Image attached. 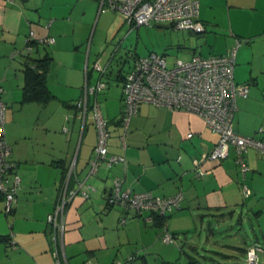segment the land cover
<instances>
[{
  "label": "crops",
  "instance_id": "1",
  "mask_svg": "<svg viewBox=\"0 0 264 264\" xmlns=\"http://www.w3.org/2000/svg\"><path fill=\"white\" fill-rule=\"evenodd\" d=\"M199 8L205 27L202 32L155 26L167 33V47L174 48L176 57L225 54L241 39L233 78L236 83H248L249 93L246 98H236L233 129L240 135L262 137L264 0H199ZM141 29L131 28L117 11L99 12L96 0H0L5 139L9 158L17 163L21 177L18 201L9 214L4 213L0 197V264H53L46 217L64 184L77 192L88 184L93 187L86 199L76 194L66 207L64 251L69 264H110L129 252L140 259L131 264H233L234 252L246 263V249L253 244L260 247L259 263L264 264V248L255 238L239 246L217 237L226 221L245 211L254 215L257 229H252L264 238V152L246 148L247 170L243 173L231 146L220 161L205 160L201 165L205 173L197 177L194 161L218 140V134L205 126L197 113L142 102L128 126L121 124L123 76L133 57L155 52L152 48L139 54L138 41L135 46L127 41L135 31L140 37ZM44 59L50 100L44 104L22 102L25 65ZM97 61L105 67L102 78L106 86L97 94H88V102L96 99L108 119V155H121L125 161L110 167L101 163L89 175L96 128L91 111L83 116L76 102L101 77L94 67ZM43 117H48L47 123L35 122L32 135L27 132L21 137L23 119L28 122ZM52 130L53 137L43 136ZM123 134L124 144L120 141ZM116 177L131 191L157 196L183 194L180 206L167 218L166 229L174 234L173 242L163 241L159 219L147 220L148 213L136 216L131 210L106 203ZM121 217H125L124 223H119ZM10 234L12 240L7 242L5 237ZM201 243L203 251L220 254L222 262L198 253ZM227 248L230 250L224 252Z\"/></svg>",
  "mask_w": 264,
  "mask_h": 264
},
{
  "label": "built area",
  "instance_id": "2",
  "mask_svg": "<svg viewBox=\"0 0 264 264\" xmlns=\"http://www.w3.org/2000/svg\"><path fill=\"white\" fill-rule=\"evenodd\" d=\"M99 12L117 11L131 28L142 25H168L179 31L202 32L205 27L199 18V0H96ZM32 36V32L29 33ZM53 39H49L52 42ZM241 39H236L234 47L225 54L202 56L194 54L189 58L175 57L172 65H167L164 54L149 52L144 56L133 57L128 71L125 73L122 85L123 113L121 124L126 128L130 118L136 114L142 102L170 109L178 108L197 113L205 126L218 134V140L213 148L203 153L194 161L195 175L205 173L201 166L205 160L216 162L228 155L231 146L235 149V162L241 172L245 173L247 165L243 151L254 147L264 152V134L262 137L240 135L233 129V117L238 109L237 96L246 98L249 93L248 83H236L233 78L236 48ZM28 49L31 48L29 45ZM94 67L103 76L105 67L98 61ZM106 86L101 77L95 85L88 87L83 96L76 102L83 116L88 110L96 128V144L94 156L89 160L88 174L96 172L102 163L106 167L125 161L121 155H108L107 140L109 137L108 122L102 114L99 102L94 99L88 102V94H97ZM2 88L0 86V197L3 199V210L9 214L18 201L21 177L17 171V163L9 158L10 146L5 139V111ZM260 133L264 129L259 128ZM192 135L187 133V137ZM125 143L124 134L120 136ZM91 185L77 190H68L64 184L59 192L58 200L47 214L50 227L51 252L53 264H69L65 255L64 234L66 205L71 203L76 194L86 199ZM249 193L247 187L243 188ZM88 191V192H87ZM183 194L178 192L169 196L153 195L149 191H131L123 188V179L113 180L111 191L106 197L109 206H120L131 210L134 215L142 216L148 213L147 220L162 217V239L166 243L173 242V235L166 229L165 215L179 207ZM121 217L119 223H124ZM12 240V239H11ZM257 244L246 249L247 264H258ZM135 255H130L123 261L113 259L110 264H129Z\"/></svg>",
  "mask_w": 264,
  "mask_h": 264
},
{
  "label": "rangeland",
  "instance_id": "3",
  "mask_svg": "<svg viewBox=\"0 0 264 264\" xmlns=\"http://www.w3.org/2000/svg\"><path fill=\"white\" fill-rule=\"evenodd\" d=\"M141 28L142 29L140 31V37L139 35L135 33L136 32L135 31L133 34H131V36L127 39V41L133 43V46H135V43L138 41L137 46H139V51H138L139 54H143L145 52L147 53L150 50H152V48H154L153 50H155V52L157 53L165 52L166 57H167V65L171 66L172 61L176 57V53L173 52L174 48H172L171 46L167 47V41L169 39V36L167 35V33L163 32L162 27H157L155 25H142ZM205 50H208V47H205ZM179 57H183V56H179ZM128 61L129 59L126 62ZM47 118L48 117L46 118L43 117V118H39V120L35 119V121L30 120L28 122L25 119H23L21 122V126H20L21 137L23 138L24 136L28 135L27 132L32 135V133L34 132L35 122H40V124H43L44 122L47 123ZM53 134H55V132L52 130L50 131V134L46 135V132L45 134L43 133V136L49 139L53 137ZM37 141H38V144L42 145L41 138H39ZM44 142L47 145L48 140H45ZM226 222H227L226 226H224L222 232L217 236L219 237V240H221L223 243L224 242L229 243V244L232 243L235 245L243 246L245 243L249 242L250 238H252L253 240L255 238V240L259 242L262 248H264V238H262L259 234H257L252 229V228L257 229V223H256L254 215H252L251 213L248 214L245 211H243L242 215L237 212L235 215H233L232 219H229ZM10 230L13 231L12 226ZM226 233H229L231 235L226 236ZM202 242H204V239H202ZM202 245L203 243L199 245L198 253L200 254L204 253L210 256L213 255L216 258H218L220 262H222V257L220 254H214L213 252L211 254V251H203ZM212 248L216 250L214 247H211V249ZM185 250L187 252H190V248L188 246L185 247ZM229 250H230L229 248L224 249V252L229 251ZM135 254L129 252V253H126L124 256H117L115 257V259L123 261L128 256L135 255ZM232 254L235 255V257H231L233 261L231 260L230 262H232L233 264H246L242 260V255L239 252H234ZM137 261H140V259L138 257L137 258L135 257L132 263H135ZM227 264H230V263H227Z\"/></svg>",
  "mask_w": 264,
  "mask_h": 264
},
{
  "label": "trees",
  "instance_id": "4",
  "mask_svg": "<svg viewBox=\"0 0 264 264\" xmlns=\"http://www.w3.org/2000/svg\"><path fill=\"white\" fill-rule=\"evenodd\" d=\"M104 74H105V72H104ZM104 74H103V76H104ZM103 76H101V78ZM124 76H125V74H124ZM124 76H123V80H124ZM102 80L105 81L103 78H102ZM105 83H106V81H105ZM51 96L52 95L49 92V90L45 84V59L44 60H34L33 64H30V63L26 64L25 65V84L23 87L22 102L37 101L41 104H44V103L48 102V100H50ZM122 113H123V109H122ZM106 120L108 122L107 118H106ZM121 120H122V116H121L120 122H121ZM125 211H127V210H125ZM171 212H169L165 215V221L166 222H167L168 215ZM155 218L159 219V221L162 223V220H163L162 217H155ZM172 235L174 237V234H172ZM10 239H11V234L9 236L7 235L5 237V240L7 242H9ZM245 260H246V252H245ZM132 261L129 264H131ZM258 263H259V257H258Z\"/></svg>",
  "mask_w": 264,
  "mask_h": 264
},
{
  "label": "flooded vegetation",
  "instance_id": "5",
  "mask_svg": "<svg viewBox=\"0 0 264 264\" xmlns=\"http://www.w3.org/2000/svg\"><path fill=\"white\" fill-rule=\"evenodd\" d=\"M68 204H69V203H68ZM68 204H67V205H68ZM67 205H66V207H67ZM65 209H66V208H65Z\"/></svg>",
  "mask_w": 264,
  "mask_h": 264
}]
</instances>
